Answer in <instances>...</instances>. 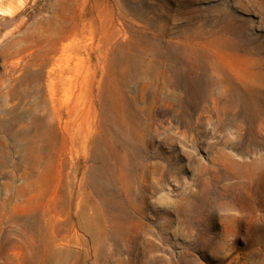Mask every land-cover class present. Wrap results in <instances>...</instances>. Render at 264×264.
I'll return each instance as SVG.
<instances>
[{
	"label": "rangeland",
	"instance_id": "rangeland-1",
	"mask_svg": "<svg viewBox=\"0 0 264 264\" xmlns=\"http://www.w3.org/2000/svg\"><path fill=\"white\" fill-rule=\"evenodd\" d=\"M0 264H264V0H0Z\"/></svg>",
	"mask_w": 264,
	"mask_h": 264
},
{
	"label": "bare ground",
	"instance_id": "bare-ground-1",
	"mask_svg": "<svg viewBox=\"0 0 264 264\" xmlns=\"http://www.w3.org/2000/svg\"><path fill=\"white\" fill-rule=\"evenodd\" d=\"M56 15V14H55ZM55 17H57V16H55ZM62 63V62H61ZM67 64V63H66ZM67 67V66H66ZM70 71H69V73L70 72H73V70H72V67H69L68 68ZM62 72H65V67L64 68H62L61 69V73L59 72V77L58 78H60V79H62V83H63V85L66 87V88H69L70 89V87L71 86H73V88H75V87H77L78 85H80V90H79V92H78V96H77V100H75V103H77V101H79L81 98H83L84 96H85V94H84V92H85V84H86V81L85 80H82V81H78L77 80V78L75 79V78H72L71 76H64L63 75V73ZM66 73V72H65ZM50 80V79H49ZM53 79L51 78V82H53L52 81ZM58 81V80H57ZM55 82V81H54ZM60 82V81H59ZM61 84V83H60ZM87 85V84H86ZM93 86V85H92ZM53 91H55V90H53ZM50 92H52V91H50ZM69 92V91H68ZM75 96V95H74ZM52 96H50V98H51ZM66 97V96H65ZM54 98V97H53ZM52 101V100H51ZM67 101H70V100H67ZM53 102V101H52ZM63 103H66L65 101L63 102ZM62 103V104H63ZM56 106V105H55ZM91 107V106H90ZM62 108V107H61ZM97 113V112H96ZM87 115H88V112H87ZM86 116V115H85ZM92 119V118H91ZM89 120V119H88ZM86 122V121H85ZM98 124V123H97ZM93 127L95 128V125L93 124ZM97 127V126H96ZM91 131H92V125H91V122L89 121L86 125H85V127H84V129H83V136H81V138H83L84 140H87L88 138V136H89V134L91 133ZM96 131V130H95ZM72 142H74V141H72ZM71 142V143H72ZM84 142V141H83ZM73 144V143H72ZM86 146V145H85ZM37 147V146H36ZM71 147V146H70ZM77 147V146H76ZM38 161H37V163L35 164V165H37L38 163H39V159H37ZM36 167V166H35ZM53 232V224H52V221L50 222L49 221V224H48V226L46 227V228H44V234H49V233H52Z\"/></svg>",
	"mask_w": 264,
	"mask_h": 264
}]
</instances>
